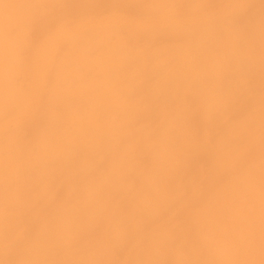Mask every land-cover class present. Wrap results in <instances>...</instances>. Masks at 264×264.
<instances>
[{"label":"bare ground","instance_id":"obj_1","mask_svg":"<svg viewBox=\"0 0 264 264\" xmlns=\"http://www.w3.org/2000/svg\"><path fill=\"white\" fill-rule=\"evenodd\" d=\"M261 218L264 0H0V264H257Z\"/></svg>","mask_w":264,"mask_h":264},{"label":"rangeland","instance_id":"obj_2","mask_svg":"<svg viewBox=\"0 0 264 264\" xmlns=\"http://www.w3.org/2000/svg\"><path fill=\"white\" fill-rule=\"evenodd\" d=\"M257 216H258V218H259L260 214L257 215ZM260 217H262V216H260ZM261 219H262V218H261ZM259 220H260V219H259ZM263 220H264V219H262V220H260V221L262 222ZM256 221L260 223V221H258V220H256ZM257 222H256V225L258 226L259 223H257ZM260 224H261V223H260ZM260 224H259V225H260ZM261 226H262V225H261ZM258 227H260V226H258ZM174 236H175V235H174ZM174 236H173V237H174ZM173 237H172V238H173ZM176 238L178 239V238H179V235H178V237H177V235H176ZM180 238H183V239H184V240H183V239L181 240V242H182L181 244H180V241H179V240H178V241H179V242H178L177 239H175V241L178 242V243L176 242V243L178 244V247H179L178 249H173V246L176 245V243L174 242V239L171 240V241L174 243V244L171 243V244H172L171 252H172V251H175V250H179V252H182L181 255H180V253L178 252V254L180 255L179 259L181 258V260H180V261L182 262L181 264H186L187 260H188V261L190 260L189 257H190V253H191V252H189L188 255H187V253L185 252L186 250H184V248L182 247V244H183V242L185 241V238H184V236H182V235H181ZM176 246H177V245H176ZM176 248H177V247H176ZM202 250H203V249H202ZM198 251H199V250H198ZM198 251H197V252H198ZM205 251H206V250H203L202 252H203V254L209 255V256H207V257H208L209 259H211L210 262L212 261V259H213L214 261H217V260H216L217 258L215 259V257H217V255H215V257H214V255H213V256H212L213 258H212L210 252H209V254H207L208 251H207V253H205ZM159 252H162V254L164 253V255L167 254V252H166V254H165V251H162V250L159 251ZM171 252H168V254H167L168 256L166 255V256H167V259H168L167 261H168L170 264H175V262H176L175 260H177L178 258H177V259H173V256H174L173 254H174V252H172L173 254L170 255ZM197 252H195V254H197ZM200 252H201V251L198 252V253H199V254H197L198 256L195 255V254H191V258H192V255H193V256L195 255L194 257H196V256H197V257H200V255L202 254V253H200ZM193 253H194V251H193ZM162 254H161V255H162ZM175 254H176V253H175ZM161 255H159V253H155V254H154V258H156L155 260H157V261H156L157 263H158V262L160 263V262H162V261H160V260L165 259V258H161V259L159 260V258L161 257ZM182 255H183V257L185 256V258H183ZM156 256H157V257L160 256V257H158V259H157ZM170 256H171L172 258H171ZM177 256H178V255H177ZM262 256H263V257H261V258L264 259V254H263ZM194 257H193L191 260H193ZM202 257H203V256H201L200 258H202ZM207 257H206V258H207ZM174 258H176V256H174ZM186 258H187V259H186ZM204 258H205V256H204L202 259L204 260ZM206 258H205V260H206ZM179 259H178V260H179ZM184 259H186V260H184ZM209 259H208V260H209ZM171 260H172V261H171ZM191 260L189 261V263L187 262V264H191V263L194 264L195 261H196V262L198 261L197 264L200 263V259L198 260L197 258H195V259H194L195 261L193 260L194 262L191 261ZM218 260H219V259H218ZM249 260H250V258H249ZM249 260H247L246 262H249V263H250L251 260H250V261H249ZM252 260H253V259H252ZM164 261H165V260H164ZM167 261H165L164 264H166ZM174 261H175V262H174ZM180 261H179V262H180ZM256 261H259V263H257V264H262V263H264V262H263L264 260L262 261V259H261V261H260L259 259L256 260ZM156 262L153 263V264H157ZM171 262H172V263H171ZM179 262H178V264H179ZM190 262H191V263H190ZM206 262H207V264L209 263V261H206ZM220 262H221V261H220ZM244 262H245V261H244ZM244 262H243V261H239V263H237V261H236L237 264H243ZM246 262H245V263H246ZM253 262H255V261L253 260ZM202 263H203V262H202ZM214 263L216 264V262H214ZM217 263H218V262H217ZM232 263H235V262H232ZM232 263H231V264H232ZM255 263H256V262H255ZM255 263H254V264H255ZM162 264H163V262H162ZM176 264H177V263H176ZM195 264H196V263H195ZM203 264H205V263H203ZM210 264H212V262H211ZM219 264H222V263H219ZM223 264H224V263H223ZM225 264H226V263H225ZM227 264H228V263H227ZM229 264H230V263H229ZM252 264H253V263H252Z\"/></svg>","mask_w":264,"mask_h":264}]
</instances>
